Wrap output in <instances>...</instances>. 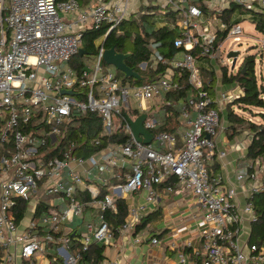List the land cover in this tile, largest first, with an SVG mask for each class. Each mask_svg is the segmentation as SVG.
Instances as JSON below:
<instances>
[{
    "label": "built area",
    "instance_id": "built-area-1",
    "mask_svg": "<svg viewBox=\"0 0 264 264\" xmlns=\"http://www.w3.org/2000/svg\"><path fill=\"white\" fill-rule=\"evenodd\" d=\"M230 1L250 16L264 10V0ZM166 2L181 14L180 35L174 43L184 51L161 61L184 71L195 91L181 104L180 114L188 123L181 144L174 133L156 130L160 119L155 107L169 103L166 93L178 89L179 81L167 76L141 83L123 81L103 58L105 39L128 16L129 0H90L85 5L79 0H0V247L4 249L0 264H11L16 251L23 258L44 253L47 240L54 244V259L61 258L60 264H80L81 251L92 241L109 244L112 240L114 228L104 211L115 212L117 198L142 191L143 199L129 206L118 227L123 232L133 228L157 200V185L169 174L191 189L201 209L197 222L201 244L192 247L190 254L180 251L178 264H264V242L240 237L244 220H257L251 197L264 188V182L250 186L240 208L238 186L208 169L215 155L225 153L215 140L220 107L238 96L229 90L211 95L199 74L197 58L215 57L221 41L215 44L217 31L203 18L199 5L188 0ZM103 25L107 27L94 39V53L85 52L82 62L71 64L83 47L86 29ZM225 27L221 21L218 29ZM242 31L240 22H235L227 35L239 40ZM261 42L264 47V34ZM85 110L100 113L101 136L122 131L126 138L99 145L98 137V148L89 154L77 153L74 141L61 149L62 126L73 111ZM141 113H146L143 127L152 133L148 142L137 139L131 126ZM52 150L59 153L47 156ZM258 172L247 167L236 174V180H257ZM102 188L106 191L101 196ZM41 195L51 202L59 196L66 206L61 208L57 202L39 219L26 215L27 206L20 222L16 221L10 210L16 200L32 203L35 211ZM90 206L96 210V221L85 223L81 248L72 250L70 236L56 233L64 221L79 217ZM41 228L44 236L38 233ZM133 239L139 241L141 235ZM151 240L158 241L156 236ZM104 264L119 263L110 259Z\"/></svg>",
    "mask_w": 264,
    "mask_h": 264
},
{
    "label": "trees",
    "instance_id": "trees-1",
    "mask_svg": "<svg viewBox=\"0 0 264 264\" xmlns=\"http://www.w3.org/2000/svg\"><path fill=\"white\" fill-rule=\"evenodd\" d=\"M79 1L84 3L88 0ZM191 1L198 3L205 13L210 11L203 0ZM149 6L146 7L142 5V8L136 13L134 12L125 17L117 27L108 33L105 39V45L107 47L114 46L117 51L121 52L130 51V54L125 58L126 64L133 67V69L138 71L141 75L146 76L145 79L125 77L121 71H118L123 81L130 80L132 83H141L145 80L153 79L157 75L164 74L168 69L173 72L172 77H177L180 87L166 93L165 100H168L169 103L163 101L162 104H160L161 118L156 130H166L180 137L182 132H180V124L178 121V115L180 113L178 102L181 99H186L190 91L193 92L192 94H194L195 91L188 83L184 71L161 61V57H170L183 50L182 46H177L174 43L175 38L180 35V30H178L175 24L180 14L177 10L169 8L165 11V16L168 20H171L172 25L165 24L156 26L152 19V12L146 10V8H150ZM235 7L240 9L236 3L231 1L228 7L222 9L220 14L218 13V15L225 20L226 27L219 30L215 39V44L226 37L229 27L233 24V22L230 21V15L233 10H235ZM252 21L254 22L255 29L264 33V10L254 12ZM106 27V25H103L100 28L91 27L86 29L82 46L88 54L94 53V39L102 34ZM153 54L158 55L154 58ZM83 57V55L77 53L72 61L77 60L78 63H80ZM143 61L145 62V66L141 67L140 63ZM255 61V54L248 53L243 57L236 72L228 73L227 65H222L221 67L224 82L235 81L243 88L242 94L227 103L228 115L231 122H233L230 128L233 129V133H235L237 127L233 126L234 123L237 122L236 124H241L244 122L245 125L253 131L252 138L247 147L246 156L251 160L253 165L255 163V166H257L260 162L259 160H264V82H258ZM242 68H244L243 71ZM201 74L207 78L206 87L204 86V88L208 91V89L212 88V83L216 79L215 73L212 69H201ZM234 103H238L249 111H251L253 107H260L262 110L257 114L261 117L262 121L255 122L238 114L233 108ZM62 130L60 148L64 149L71 141H74L76 148H78L76 152L84 154H89L98 148V145L95 144V139L98 137L100 138L99 145H104L109 141H122L126 138V134L122 131L101 136V115L97 111L92 110L73 111L68 121L62 126ZM55 153L58 154L59 152L52 150L47 153V156H51ZM256 163L258 164L256 165ZM174 182H176V177L171 175L164 181V184H174ZM104 191L105 189L102 188L101 196L104 194ZM86 198L87 194L84 193L83 199L86 200ZM251 200L257 214V220L252 222L250 242H264V188L254 191ZM26 203L25 200L19 198L16 200L15 206L10 208L16 221L21 218ZM116 204L117 210L115 212L111 209H106L104 213L113 225L118 226L124 221V217L127 213V206L122 198H117ZM50 207V197L45 196L40 199L35 216L36 219H39ZM158 215L159 211L157 209L144 214L139 223L135 226L134 232L137 233L140 230L148 229L150 221ZM38 233L44 236L45 230L41 228L38 230ZM59 234H61L60 231L56 233L57 236ZM68 235L71 239V249H80L81 243L72 239L73 236L70 233ZM51 244L53 243L47 240L46 246L48 245V247H50ZM103 249V246L91 242L85 250L81 251V257L89 259L91 264H98L104 257ZM59 260L62 262L61 258H59ZM24 264L31 263L24 260Z\"/></svg>",
    "mask_w": 264,
    "mask_h": 264
},
{
    "label": "crops",
    "instance_id": "crops-1",
    "mask_svg": "<svg viewBox=\"0 0 264 264\" xmlns=\"http://www.w3.org/2000/svg\"><path fill=\"white\" fill-rule=\"evenodd\" d=\"M89 2L90 0L84 3L80 2V4L85 5ZM188 2L195 3L191 0H188ZM203 2L207 6L208 10H210L207 13L203 11V18L205 20H209L212 28L217 31V35H218L219 30H221L218 29L219 23L221 21L225 22V20H223L218 15V13L220 14L222 9L228 7L231 1L203 0ZM196 4L199 5L198 3ZM142 5H145L146 7L150 5L149 6L150 8H146V10L152 12V19L156 26H162L165 24L166 25L168 24L170 26L172 25L171 20H168L167 17L165 16V11H167V9L170 8V5L166 2V0H129L128 16L140 10L142 8ZM239 7L240 9L237 14H235V10H233V12L230 15V21L233 23L240 22L243 18H245L243 16V13L248 14V12L244 8H242L241 6ZM252 16L248 14V17L251 20H252ZM180 17L181 14L179 15V18L175 22L178 30H179V25L177 24V22L180 19ZM263 34L264 33H262V36ZM94 45H95V40H94ZM183 51L184 48L181 52L180 51L177 52L172 57L180 56L183 53ZM193 52L197 55V52H199V48L198 47L194 48ZM141 63H144V61ZM141 63L140 66L144 67L145 65H142ZM107 64H109L110 67L115 68L113 64L111 63H107ZM197 64H198L199 74L203 82V86L206 87L207 78L203 74H201V69L204 70L212 69L215 73L216 79L212 83V88L208 89L211 95L213 96L219 95V93L226 90H229L238 96L242 94L243 88L237 82L223 81V72L221 67L222 65L219 63L218 55L213 58L199 56V58H197ZM223 65H227L228 73L232 72L230 70V68H232L230 65L228 66L227 63ZM117 71H121V70L117 69ZM172 73L173 72L170 69H168L164 74L157 75L154 78L159 76H167L170 79L178 80L177 77L175 78L172 77ZM145 78L146 76L138 79H145ZM226 84L228 85L226 88H224ZM192 93L193 92L190 91L187 97L191 96ZM238 96L235 97L233 96V97L236 98ZM186 99L179 100L178 102L179 109L181 108V104ZM156 105L157 106L155 107L160 119L161 118L160 103L159 104L156 103ZM233 108L238 114L247 117L249 120H253L255 122L259 121V120H255L252 117V115H249L250 113L248 112V109H245L238 103H234ZM192 114H194V110L192 111ZM256 115H254L256 118L260 117L258 114ZM178 121L180 124V132L182 133L180 137L179 136L176 137H178L177 144H181L183 141V132L188 127V123L182 118L180 113L178 115ZM236 123L237 122H235L233 126L237 127V131L233 133V129L230 128L233 122H231L230 117L228 115L227 103L222 104L220 107L219 126L217 128L215 140L218 149L223 150L225 153L222 156L215 155L209 162L208 169L211 175H221L225 182H228L229 184L233 183L238 186L236 199L241 208L247 196V193L250 192V186L256 182H264V181L259 178V175L257 180L249 179L247 181H240V182L236 180V174L242 172L247 167L250 168L253 167L255 170L258 171L263 167V166H255V163L253 165L251 160L246 156L247 147L252 138L253 131L250 128H248L244 122L241 124H236ZM77 168L81 169L82 167L77 166ZM171 175L172 174H169L167 178H169ZM167 178L165 180H167ZM164 181L157 185V190H158L157 200L149 207H147L143 213L144 215L156 209L159 211V215L153 218L148 224L149 226L148 229L145 230L143 229L135 233L134 228L139 223L138 221L133 228L127 229L126 231L123 232L118 229L119 225L118 226L113 225L112 222H110V220L107 219L114 228L111 242L109 244H101L99 242L92 241L95 244L104 247L103 249L104 257L98 264H104L106 261L110 259H116L119 264H178V253L180 251L190 254L192 251V247L200 246L201 230L197 222L200 218L199 216L201 214V209L199 208V206L195 201L194 194L192 193L191 189L186 187L177 177H176V182H174V184L171 183L164 184ZM43 197H45V195H41L39 197L37 203L35 204V209H36L35 211L32 210L33 207L32 203L26 205V207L29 206V208L27 209L29 212H27L26 214L28 217L33 215L36 216L38 210V203L40 199H42ZM122 199H124L128 213V208L131 204H134L137 201H141L143 199V193L142 191H139L137 193H133V192L127 193L125 194V197ZM57 202H60L58 205L61 208L66 206V201L65 200L63 201L61 197L57 196L54 197L53 202H51V207L55 206V203L57 205ZM23 214L21 218L18 220L19 222L22 219ZM96 215L97 214L94 207L91 206L87 207L83 211L82 215H80L79 217H75L72 220L64 221L61 224L60 232L67 234L70 233L73 236L72 239L76 240L77 242H80L81 232L85 226V223L95 222ZM22 222H26V219H23ZM251 226H252V222H249L247 219H245L242 224V231L240 236L241 240H246V238H248L250 241ZM136 235H141V239L139 241H134L133 237ZM152 236H156L158 241L153 242L151 240ZM70 246H71V239H70ZM12 251L14 252V250ZM3 253H4V249L0 247V259ZM14 253H15L14 258L10 262L11 264H24V260H27L31 264H60L61 262L59 259L57 260L54 259V254H55L54 244H51L50 247H48L47 245L46 251L44 253L38 252L36 254L35 252L30 258L21 257L17 251ZM80 264H91V261L89 259L82 258Z\"/></svg>",
    "mask_w": 264,
    "mask_h": 264
},
{
    "label": "rangeland",
    "instance_id": "rangeland-1",
    "mask_svg": "<svg viewBox=\"0 0 264 264\" xmlns=\"http://www.w3.org/2000/svg\"><path fill=\"white\" fill-rule=\"evenodd\" d=\"M148 4V3H147ZM239 11L238 7H235V14H237ZM243 18L240 21L241 26L243 27V32L240 34V39L235 40L232 38V36L227 35L224 40H222L220 43V47L216 50L215 55H218V60L221 65L228 64V66H231L232 63V57H227V53L230 50H236L238 53L235 57V65L233 68H230V70L234 73L237 71L239 65L241 64L243 57L245 54L248 53H254L256 56V73H257V79L258 82H264V47L262 45L261 39H262V33L257 31L254 27V22L248 17V14L243 13ZM90 59L92 58L91 55L88 56ZM76 61H71V64L76 63ZM219 64V65H220ZM218 70V69H216ZM228 84L225 85L224 88L227 87ZM240 110V109H239ZM260 110H262L260 107H253L251 111L248 110L250 113L249 115H252V117L255 120H259L258 122H261V117L256 118L254 115H256ZM257 116V115H256ZM259 164L256 163L257 166H263L259 172V178L264 181V160H259ZM38 252H36L37 254Z\"/></svg>",
    "mask_w": 264,
    "mask_h": 264
},
{
    "label": "water",
    "instance_id": "water-1",
    "mask_svg": "<svg viewBox=\"0 0 264 264\" xmlns=\"http://www.w3.org/2000/svg\"><path fill=\"white\" fill-rule=\"evenodd\" d=\"M85 52V49L83 47L79 48V54H83ZM236 50H230L227 53V57H232V63L231 67L233 68L235 65V57L237 55ZM130 54V51L121 52L117 51L114 46L106 47L103 58L107 63H111L115 66L116 69L121 70L124 75L127 76H133L135 78H142L144 76H141L136 70H134L131 66L126 64L125 58ZM244 68H242L243 71ZM69 92H72L71 90H67ZM146 113L139 114L134 120H131V126L134 135L137 139L142 140L143 142H148L151 137L152 133L149 132L146 128L143 127L142 121L145 117Z\"/></svg>",
    "mask_w": 264,
    "mask_h": 264
}]
</instances>
